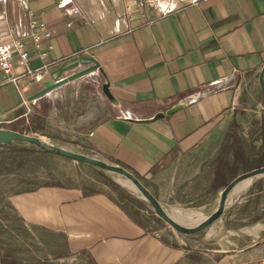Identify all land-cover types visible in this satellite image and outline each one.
I'll return each instance as SVG.
<instances>
[{
	"label": "crops",
	"instance_id": "crops-1",
	"mask_svg": "<svg viewBox=\"0 0 264 264\" xmlns=\"http://www.w3.org/2000/svg\"><path fill=\"white\" fill-rule=\"evenodd\" d=\"M72 2L79 8L75 14L57 0H30V8L53 30L36 48L21 2L0 0L4 41L11 44L6 35L14 27V37L28 51L26 66L13 55L17 81H6L0 70V128L24 132L39 119L65 131L67 120L58 106L62 91L93 81L103 96L102 84L108 82L114 100L104 95V115H88V125L76 131L70 144L143 178L158 201L195 181L220 195L235 176L264 166V96L258 82L264 65V0H198L163 18L148 8L128 16L125 0ZM79 55L92 56L100 69L29 100L52 70ZM175 106L170 114L143 121ZM248 180L230 190L223 214L231 217L244 205H256V211L242 215L259 224L248 229L258 232L264 230V174ZM6 200L0 264L27 260L24 226L61 232L63 242L52 251H75L86 264H233L264 257V234L248 247L216 256L183 235L162 237L149 230L105 190L41 183L11 191ZM42 239L31 234L36 246Z\"/></svg>",
	"mask_w": 264,
	"mask_h": 264
},
{
	"label": "rangeland",
	"instance_id": "rangeland-1",
	"mask_svg": "<svg viewBox=\"0 0 264 264\" xmlns=\"http://www.w3.org/2000/svg\"><path fill=\"white\" fill-rule=\"evenodd\" d=\"M60 96L61 102L58 103V106L61 111L59 116L66 118L67 130L63 131L49 125L44 126V121H41L40 127L35 126V124L31 129L25 128L22 133L38 136L46 142L81 153L79 149L70 144V139L76 138V131L88 125L90 121L87 119L88 115H91L92 118L93 116L104 115L108 107L107 98L100 94L93 81L82 82L71 90H63ZM70 108H72L71 113L69 112ZM69 114L73 118H68ZM30 121L29 119V124ZM16 141L18 140L12 143H16ZM19 146L26 149H13V151L11 147H0V218L5 211H9L6 197L11 191L41 183H59L82 185L86 190H105L115 196L132 214L142 219L149 230L159 233L162 237L174 236L175 233L180 236L183 235L188 237L192 241L191 243H196L197 249H213L216 256L238 248L248 247L250 243L264 234V230L258 232L248 230L256 228L259 224L252 225L255 222L254 219L242 215L246 213V210L256 211V205L252 209L251 206L249 208L244 205L235 210L231 217L228 215L224 217L222 213L216 220L194 232H180L155 212L152 205L141 196L139 190L126 184V177L91 164L81 163L56 153L41 150L29 143H16L15 147ZM87 155L93 156V154ZM105 161L113 164L108 160ZM138 179L143 185H149L143 178L138 177ZM247 182L249 183L250 180L241 184L245 185ZM181 186L182 189L174 197L165 195L159 198V202L167 212L181 209L183 211H195L198 215L207 216L216 209L219 203V193L214 195V193L207 192L205 183L195 181ZM121 195L128 197L126 199ZM256 201L258 203V197L253 200V203ZM180 223L194 225L197 222L181 221ZM31 234L43 238V242L39 240L40 244L36 246L31 240ZM22 235L24 242L28 245L24 244L23 247V256L28 258L22 264H86L84 257L75 251H68L62 255L52 251V246H59L63 242L61 232L51 233L24 226ZM31 252H34L35 255L32 256ZM30 258L38 260L34 261ZM42 258L45 261L49 260V263L40 261Z\"/></svg>",
	"mask_w": 264,
	"mask_h": 264
},
{
	"label": "water",
	"instance_id": "water-1",
	"mask_svg": "<svg viewBox=\"0 0 264 264\" xmlns=\"http://www.w3.org/2000/svg\"><path fill=\"white\" fill-rule=\"evenodd\" d=\"M78 65H86V66L67 76H62V74L65 71L74 68ZM98 68L100 69L99 63L92 56L79 55L69 58L68 60L64 61L60 66H58L56 69L52 70L49 73V78L43 81V87L34 94H32L29 97V100H34L56 89L57 87L63 85L64 83L79 78ZM258 82L261 92L264 96V65L259 72ZM102 92L109 100L111 101L114 100L108 88V82L102 84ZM175 108L176 106L168 109L165 113H157L152 118L143 121L152 122L158 118L163 117L164 114H170ZM15 140L29 143L41 150L56 153L81 163L91 164L103 170L115 172L119 175L126 177L133 185L136 186V189L140 191L141 196L145 198L152 205L153 209L159 216H161L164 220H166L175 229L184 233L194 232L216 220L223 213L225 209L226 201L228 199V194L235 185L247 179L256 176H261L264 174V166H261L235 176L228 184L224 185L223 188L220 190L219 203L214 211H212L209 215L204 217V219L198 221L194 225H184L180 223L178 220L174 219L172 216H170L168 212L164 209V207L161 205V203L158 201V199L149 191V189L145 185H143L142 182L127 169L93 156H89L83 153H78L70 149H66L64 147L54 145L52 143L46 142L45 140H43L38 136H34L28 133H22L11 129L0 128V147L6 144H10Z\"/></svg>",
	"mask_w": 264,
	"mask_h": 264
},
{
	"label": "built area",
	"instance_id": "built-area-1",
	"mask_svg": "<svg viewBox=\"0 0 264 264\" xmlns=\"http://www.w3.org/2000/svg\"><path fill=\"white\" fill-rule=\"evenodd\" d=\"M18 1L21 2L23 8L28 12L31 40L36 48H41L43 42L52 36L53 30L30 8V0ZM197 1L198 0H125V12L126 15L130 16L134 9L142 10L148 8L157 18H163L179 11L185 5L196 3ZM57 5L69 14L79 12L78 6L75 5L72 0H57ZM67 24L71 25V22ZM14 33H16V29L10 27L6 37L9 36L11 38V44H7L4 41L5 35H3L0 30V70L4 73L6 81L9 82H15L20 78L19 75L13 74V55L16 54L18 56V62L22 65L26 66L28 61V51L25 48L24 42L20 38H15ZM41 55L43 56L44 52H42ZM26 72L32 73L28 68ZM233 264H264V257L251 262L239 261Z\"/></svg>",
	"mask_w": 264,
	"mask_h": 264
},
{
	"label": "bare ground",
	"instance_id": "bare-ground-1",
	"mask_svg": "<svg viewBox=\"0 0 264 264\" xmlns=\"http://www.w3.org/2000/svg\"><path fill=\"white\" fill-rule=\"evenodd\" d=\"M249 181V180H248ZM126 184L129 185L130 187L136 189V186L133 185L128 179H126ZM244 184L239 183V187L243 186ZM236 189V188H235ZM137 190V189H136ZM235 192V191H234ZM233 194V193H232ZM235 194V193H234ZM232 196V195H231ZM168 214L172 216L174 219L182 222H198L206 216H201L198 215L195 211H183L181 209H176L173 211H168Z\"/></svg>",
	"mask_w": 264,
	"mask_h": 264
},
{
	"label": "trees",
	"instance_id": "trees-1",
	"mask_svg": "<svg viewBox=\"0 0 264 264\" xmlns=\"http://www.w3.org/2000/svg\"><path fill=\"white\" fill-rule=\"evenodd\" d=\"M38 122L36 123V125L35 126H38V127H40V120L38 119L37 120ZM16 143H20V144H25L24 142H20V141H16ZM16 143H10V144H6V145H3V147H11V149L13 150H15V149H20V150H24V149H26V148H24V147H21V146H19V147H15V145H16ZM13 150V151H14ZM223 185H226V184H223ZM159 218V217H158Z\"/></svg>",
	"mask_w": 264,
	"mask_h": 264
}]
</instances>
